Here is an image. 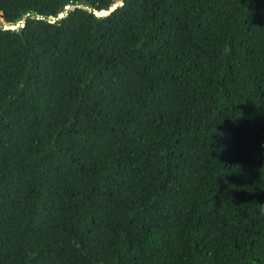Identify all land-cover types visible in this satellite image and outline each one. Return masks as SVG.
<instances>
[{
  "label": "trees",
  "instance_id": "obj_1",
  "mask_svg": "<svg viewBox=\"0 0 264 264\" xmlns=\"http://www.w3.org/2000/svg\"><path fill=\"white\" fill-rule=\"evenodd\" d=\"M113 1L0 0V264H264V0Z\"/></svg>",
  "mask_w": 264,
  "mask_h": 264
},
{
  "label": "water",
  "instance_id": "obj_2",
  "mask_svg": "<svg viewBox=\"0 0 264 264\" xmlns=\"http://www.w3.org/2000/svg\"><path fill=\"white\" fill-rule=\"evenodd\" d=\"M124 0H114L106 10L104 9H101L99 10V13L98 15H106L108 14L109 12H111L112 10H114L116 7H118L119 5L123 4ZM74 7H71L69 5H64V9L63 11H60L56 14L55 17H50L49 18V21L52 22L54 21L55 19L57 18H61L63 17L65 14H66V11L69 10V9H72ZM33 16L31 15L30 18H32ZM24 22H23V19L18 21V22H15V23H2V28L3 29H15L17 26H23Z\"/></svg>",
  "mask_w": 264,
  "mask_h": 264
},
{
  "label": "rangeland",
  "instance_id": "obj_3",
  "mask_svg": "<svg viewBox=\"0 0 264 264\" xmlns=\"http://www.w3.org/2000/svg\"><path fill=\"white\" fill-rule=\"evenodd\" d=\"M0 21H1V18H0Z\"/></svg>",
  "mask_w": 264,
  "mask_h": 264
}]
</instances>
